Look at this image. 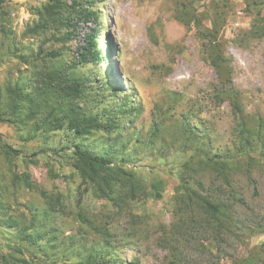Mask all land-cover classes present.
I'll return each mask as SVG.
<instances>
[{"label":"rangeland","instance_id":"obj_1","mask_svg":"<svg viewBox=\"0 0 264 264\" xmlns=\"http://www.w3.org/2000/svg\"><path fill=\"white\" fill-rule=\"evenodd\" d=\"M81 2L90 15L75 19L77 39L67 44L66 58L72 55L70 60L77 61L88 36L97 34L98 48L109 61L79 66L77 73L86 83L82 105L95 111L108 108L114 119L128 118L118 130L126 140L141 137L131 147L135 162L127 172L143 190L117 208L99 198L72 167L73 146L79 142L72 131L32 137L30 126L0 123L2 140L19 150L10 159L0 151V201L11 206L0 216L31 222L44 236L56 231L72 237L73 249L83 234L86 247L100 252L91 264H169L173 259L177 264H264V149L256 145L243 156L235 150L240 124H264V0ZM47 4L49 0L0 3V88L15 82L19 70L23 78L31 75L32 69L16 65L8 51L16 44L37 49L45 40L24 32L42 20ZM215 46L225 60L220 69L211 62ZM224 78L238 92L239 115L225 95L217 96ZM125 94L136 106L132 116L120 113ZM259 136L264 141V130ZM101 140L106 137L98 132L86 142ZM203 150L221 156L214 161L222 163H201L206 160ZM180 177L203 196L223 198L232 206L228 215L247 229H238L225 243L214 240L205 215L195 204L183 203L190 200L180 188ZM48 206L55 229H38V221L47 223ZM15 230L0 226L1 254H7L5 245ZM98 230L109 232L110 238ZM69 247H54L57 259L52 262L75 263L62 258ZM31 264L49 263L31 258Z\"/></svg>","mask_w":264,"mask_h":264},{"label":"trees","instance_id":"obj_2","mask_svg":"<svg viewBox=\"0 0 264 264\" xmlns=\"http://www.w3.org/2000/svg\"><path fill=\"white\" fill-rule=\"evenodd\" d=\"M82 0H49V4L43 7L42 20L27 27L24 35L32 39L45 37L37 49L20 48L17 44L11 48L9 56L17 64H23L32 69L31 75L23 78L22 71L19 70L17 80L8 82L4 88H0V123L9 124L14 127L22 128L30 126L32 137L35 135H46L67 128L78 137L79 142L73 146L71 157L72 167L81 176L84 183L92 186L99 198L107 199L113 203V206L120 208L123 201L132 199L143 190L141 184H138L132 174L127 172V165L135 162V156L131 154L132 146H137L141 137L134 136L124 139L119 127L123 119L128 121L126 116L115 118L116 114L108 108H99L95 111L93 108L82 105V99L85 95V79L77 73L80 65L91 63L107 64L109 58L98 48L97 34L88 36L81 51L78 53L77 61L70 53L67 44L75 42L77 39V25L74 23L83 17L90 15V12L84 8ZM70 2V3H69ZM3 3V0H0ZM76 19V20H75ZM51 47H48L47 45ZM56 47H54V46ZM27 51L26 53L22 52ZM68 50V51H66ZM68 52V53H67ZM212 65L220 69L225 63L223 54L218 46L212 49ZM222 89L217 96H223V99L229 101L234 114L241 113L239 105V96L229 84V78L221 81ZM128 98V99H127ZM129 94L120 102V113L132 116L136 113V106L132 104ZM185 131L199 136L200 132L190 130L184 126ZM264 130V124L259 121L254 128H248L245 124H240L238 130L239 144L235 146L239 156L248 154L253 147L259 145L264 149V141L259 133ZM98 132L105 135L106 140H101L95 145L87 143V139L93 137ZM203 137V135L201 134ZM82 139V141H81ZM126 140V141H125ZM0 151L7 158L17 157L19 150L14 149L2 140L0 134ZM210 151L203 150L201 163H211L215 157L210 156ZM264 161V154H260ZM221 161H214V164H220ZM225 173V171H222ZM25 176V175H24ZM16 181H24L23 177L15 178ZM28 179V178H27ZM197 183L199 188L203 187V181L192 180ZM180 188L188 194L190 201L183 200V203H193L196 209L206 217L207 225L216 241L225 243L227 237L237 234L238 229H247L238 219H233L228 215L232 209L231 205L225 204L223 198H211L203 196L196 190L191 189L189 180L180 177ZM157 195L160 193L157 191ZM221 195V194H220ZM11 206L0 201V212H7ZM52 206L46 210L47 223L37 222V228L55 229L52 222H49ZM30 215L33 214L31 208H26ZM0 226L7 229H16V234L12 237L5 247L7 254H1L0 264H31L33 260L38 259L45 263L52 262L54 256L52 251L54 247H69L64 252L62 258H68L76 261L64 262V264H91L100 257V252H96L91 247H86L84 240L86 237L80 235L77 239L80 242L73 249L72 237L59 236L53 232L46 235L38 234L36 227L30 222L25 225L17 219L10 216H0ZM105 239L110 238L109 232L98 230ZM64 248V249H65ZM84 250V251H83ZM32 252V253H29ZM81 253V254H80ZM31 254V255H30ZM83 255H86L83 258ZM30 256V258H26ZM35 258V259H34ZM30 262V263H29ZM173 259L169 264H177ZM253 264H257L254 263Z\"/></svg>","mask_w":264,"mask_h":264}]
</instances>
